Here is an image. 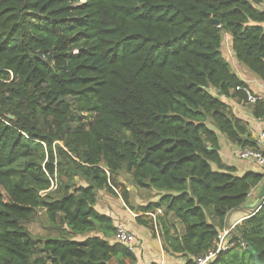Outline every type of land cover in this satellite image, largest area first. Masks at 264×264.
Wrapping results in <instances>:
<instances>
[{
  "label": "trees",
  "instance_id": "16d2710c",
  "mask_svg": "<svg viewBox=\"0 0 264 264\" xmlns=\"http://www.w3.org/2000/svg\"><path fill=\"white\" fill-rule=\"evenodd\" d=\"M263 3L0 0V264H137L96 208L102 189L154 233L142 217L161 208L163 248L185 264L212 250L264 179L224 163L215 129L256 146L222 98L247 102L237 88L248 87L222 47L227 33L264 80ZM248 103L264 120V98ZM124 169L157 198L134 206ZM39 207L57 235L35 238L25 225ZM228 237L207 264H257L246 245L264 261V203Z\"/></svg>",
  "mask_w": 264,
  "mask_h": 264
},
{
  "label": "crops",
  "instance_id": "0c3cea01",
  "mask_svg": "<svg viewBox=\"0 0 264 264\" xmlns=\"http://www.w3.org/2000/svg\"><path fill=\"white\" fill-rule=\"evenodd\" d=\"M264 8V3L261 5ZM226 37L229 38V42H231V36L226 33ZM223 49V47H222ZM231 50L229 53V57L233 59V63L227 58L226 54L224 53L225 57L230 62L233 70L239 75V77L248 84V87L252 90V92L264 98V80L261 79L257 74H255L252 70H250L246 65L240 63L234 51ZM225 102L229 104L234 114L246 121L249 122L250 132L252 137L255 139L256 134L259 130L264 128V120L256 118L253 114L252 107L250 103L246 101H237L234 98L222 97ZM215 128V127H214ZM219 136V143H220V153L223 158L225 164L229 166H233L236 168L235 173L237 175H243L248 171H259L264 172V168L262 166H257V163L252 160H244L239 157V151L241 150V146L238 144L230 141L228 137L221 133L217 128ZM262 182L255 186L249 195L246 203L241 207L232 210L228 213L226 219V228L235 227L241 220L252 213V208L254 204L259 199V193L261 190ZM127 187L130 191V200L132 201V188L130 185L127 184ZM115 196L114 194L108 192L106 189H102L99 191V199L96 204V208L102 212L109 214L113 217L115 223L123 222L127 225V227L134 232L137 240L136 250H134L138 256V263L137 264H185L187 258L178 253H170L166 252L163 248L162 240L158 233H154L153 229L140 223L137 219L138 216H134L132 213L134 212L130 209L123 200L124 205L128 210V215L124 214L117 218L114 217L109 211L108 208L112 206V199L111 197ZM117 196V195H116ZM105 202H104V200ZM122 198V197H121ZM145 203H140L139 205H144ZM110 205V206H109ZM127 213V212H126ZM114 214V213H113ZM129 214L132 216H129ZM139 215H142L139 212ZM143 219H150L148 216L142 217ZM152 220V219H151ZM153 222V221H152ZM112 241H115V238H111Z\"/></svg>",
  "mask_w": 264,
  "mask_h": 264
},
{
  "label": "built area",
  "instance_id": "2783aa9c",
  "mask_svg": "<svg viewBox=\"0 0 264 264\" xmlns=\"http://www.w3.org/2000/svg\"><path fill=\"white\" fill-rule=\"evenodd\" d=\"M237 89L244 90L247 95V102H254L257 100V96L252 92L249 87H238ZM254 140L256 142V146L242 147L238 155L241 159L244 160L252 159L257 163V166H262L264 168V128L257 132ZM162 213L163 211L161 208L145 213L146 216L153 220L158 235L159 231L157 227V222L159 215ZM132 214L134 216L139 215V213ZM232 229L233 227L225 228L220 231L215 242V247L210 250L206 255L198 257L196 264H207L216 256L219 251L230 248L232 246V243L230 242V238L228 236ZM114 238L117 242H120L121 244L126 245L133 250H136V236L134 232L131 231L125 223L119 222L116 224V232Z\"/></svg>",
  "mask_w": 264,
  "mask_h": 264
},
{
  "label": "rangeland",
  "instance_id": "374dc122",
  "mask_svg": "<svg viewBox=\"0 0 264 264\" xmlns=\"http://www.w3.org/2000/svg\"><path fill=\"white\" fill-rule=\"evenodd\" d=\"M223 53L226 54L227 58L229 57V53H231L232 49V44L229 42V38L226 37V34H224V41H223ZM233 52V51H232ZM232 63L233 59L230 57L228 58ZM120 180L123 181L126 185H130L132 188V201L131 203L139 207L140 203H148L150 200H154L158 196V191L153 190V189H145V188H140L137 187L133 181V178L131 177L130 174L124 169L120 173ZM81 182L82 180L79 179ZM83 183V182H81ZM112 206L108 208V211L114 216V217H119L121 218L122 215L127 214L128 215V210L126 206L123 203V200L120 195L118 196H112ZM104 200V198H103ZM105 202V200H104ZM134 212H138L137 210H133ZM127 212V213H126ZM114 213V214H113ZM129 216H131L129 214ZM117 217V218H118ZM132 217V216H131ZM25 225L28 227V229L32 232L33 236L35 238H46L48 236H55L58 234L57 230L52 226L50 221L47 218L46 211L44 208L39 207L37 208V211L34 215V217ZM78 238H82L83 236L78 235Z\"/></svg>",
  "mask_w": 264,
  "mask_h": 264
},
{
  "label": "water",
  "instance_id": "95a60500",
  "mask_svg": "<svg viewBox=\"0 0 264 264\" xmlns=\"http://www.w3.org/2000/svg\"><path fill=\"white\" fill-rule=\"evenodd\" d=\"M215 22H216L217 24H219V20H218V19H215ZM8 118L13 119L14 116L11 115V114H9V115H8ZM263 203H264V179H263V181H262V186H261V190H260V193H259V199H258V201L254 204V206H253V208H252L253 210H252V213H251V214L256 213V212L261 208V206H262ZM248 216H249V215H248ZM248 216H247V217H248ZM246 247H247V248L253 253V255H254V257H255V260H256V263H257V264H264V261H261V260H260V258H259V256H258V253H257L256 251H254L252 247H250L249 245H246Z\"/></svg>",
  "mask_w": 264,
  "mask_h": 264
}]
</instances>
